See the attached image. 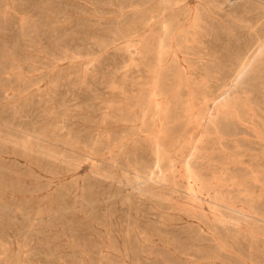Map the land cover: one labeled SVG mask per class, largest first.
Masks as SVG:
<instances>
[{"label": "rangeland", "instance_id": "1", "mask_svg": "<svg viewBox=\"0 0 264 264\" xmlns=\"http://www.w3.org/2000/svg\"><path fill=\"white\" fill-rule=\"evenodd\" d=\"M157 1L0 0V264H264V5L204 12L240 75L176 40L159 62Z\"/></svg>", "mask_w": 264, "mask_h": 264}, {"label": "bare ground", "instance_id": "2", "mask_svg": "<svg viewBox=\"0 0 264 264\" xmlns=\"http://www.w3.org/2000/svg\"><path fill=\"white\" fill-rule=\"evenodd\" d=\"M90 1V0H89ZM152 1V0H151ZM154 1V0H153ZM213 0H198L197 1V4L195 5V6H192L191 4H190V0H186V2L185 3H181V0H158L157 2H156V8H154V12L156 13V17L157 16H159L160 14H161V19H160V21H158V22H160L161 24H162V27H160V29L158 28V36H157V44L156 45H158V47L160 46V52H159V56L160 57H158V59L157 60H159V62H161V60H162V55L163 54H161V52L163 51V46H165V43H170V44H172L173 42V40H176V44H178V46L180 47V48H185V51L187 52V53H191V52H193V54L195 55L196 53H198V52H202V51H204L205 52V55L207 54V55H209V57L210 56H212V57H214L215 59H214V63L216 62V63H218V64H220V65H222V66H217L216 65V67H215V69H214V73L216 72V73H220V74H222L223 73V71L224 72H231V73H233L232 71H234V72H237L238 74H240L241 75V73H244L246 70H247V66L249 65V62L251 61H247V63H246V61H244V58H241L240 59V57H239V55L236 53V52H234V51H232V50H229V48L227 47V45H226V48H225V50H217V48L215 49V48H212L213 46H211L212 44H213V42H211L209 39H203L202 38V33H203V29H205V30H207L208 29V26H210L209 24H210V21L212 22L213 20H211V19H213V18H208V16H207V14H205L204 12H206L207 13V11H209L210 12V10L212 9V5H211V2H212ZM218 1V0H217ZM221 1V0H220ZM223 1V0H222ZM221 1V2H222ZM37 2V1H36ZM147 2V1H146ZM146 2H144V5H145V3ZM225 2V1H224ZM223 2V3H224ZM226 2H227V0H226ZM245 3H246V1H244ZM239 3V2H238ZM244 3V4H245ZM248 6L246 7V8H244L243 9V7H242V9H243V11H245L246 12V16H249L248 18H251V16L249 15V14H251L252 15V13L253 14H255V13H257V14H260V10H258V7L260 6V4H262V5H264V0H248ZM141 4H143V3H141ZM218 4H220V3H218ZM218 4H215V5H218ZM222 4V3H221ZM230 4V3H229ZM240 5V4H239ZM243 5V4H242ZM146 6V5H145ZM219 6H221V5H218V7ZM139 7V6H138ZM261 7H264V6H261ZM147 8V7H146ZM153 8H151V9H153ZM237 8V7H236ZM150 9V8H149ZM222 9V8H221ZM231 10H236V9H231ZM263 10V9H262ZM73 11V10H72ZM147 11L148 10H146V13H147ZM151 11V10H150ZM214 11V10H213ZM220 11V10H219ZM227 11V10H226ZM208 12V13H209ZM221 13H222V11H220ZM262 12V11H261ZM31 13V12H30ZM38 14V13H37ZM224 14V13H223ZM222 14V15H223ZM236 14V13H235ZM256 14V15H257ZM72 15V14H71ZM142 15V14H141ZM146 15V14H145ZM149 16V15H148ZM154 16V15H153ZM246 16H244V17H241V19H245V17ZM252 16H254V15H252ZM71 17V16H70ZM147 17V16H146ZM231 17V16H230ZM139 18H141V16H139ZM143 18V17H142ZM150 18V17H149ZM159 18V17H158ZM98 19V18H97ZM205 19H207L206 21H205ZM228 19V18H227ZM233 19V18H232ZM143 20H144V18H143ZM83 21V20H82ZM140 21H142V20H140ZM157 21V20H156ZM205 21V22H204ZM218 21V20H217ZM220 21V20H219ZM222 21V20H221ZM232 21V20H231ZM262 21V20H261ZM153 22V21H152ZM209 23V24H208ZM223 23V22H222ZM235 23V22H234ZM238 23V22H237ZM254 23V22H253ZM155 24V23H154ZM225 24V23H224ZM151 25V24H150ZM156 25V24H155ZM226 25V24H225ZM230 26H231V24H229ZM143 26V25H142ZM229 26V28H231ZM158 26H155V28H157ZM141 28V27H140ZM154 28V29H155ZM210 28V27H209ZM143 29V28H142ZM147 29V28H146ZM211 29V28H210ZM226 29V28H225ZM215 30V29H214ZM264 30V29H263ZM41 31V30H40ZM216 31V30H215ZM208 33V32H207ZM155 34V33H154ZM211 34H212V32H211ZM263 35H264V33H263ZM246 36V35H245ZM152 38V37H151ZM204 38H206V37H204ZM149 39V38H148ZM153 39V38H152ZM156 39V38H155ZM260 41V38H259V36H255V38H251V39H249L248 41H246V43H245V47H247L248 48V50L250 49V48H252V46H253V48L255 47L254 46V44H256L255 42L256 41ZM148 41H150V40H148ZM155 41V40H154ZM198 42L202 45V46H199V44H198ZM148 44V43H147ZM152 44V43H151ZM257 44H258V42H257ZM153 45V44H152ZM144 46V45H143ZM169 46V45H168ZM264 46V43H262L261 44V46H260V48H262ZM146 47V46H145ZM259 47V46H258ZM105 48V47H104ZM144 48V47H143ZM150 48V47H149ZM153 48H155L154 46H153ZM169 48H171L170 46H169ZM168 48V49H169ZM140 49H141V47H140ZM241 49V48H240ZM154 50V49H153ZM164 50H166V47H165V49ZM172 51H173V49H171ZM184 50V49H183ZM256 50V49H255ZM145 51V50H144ZM169 51V50H168ZM175 51V50H174ZM181 51V50H180ZM245 51V50H244ZM259 51V50H258ZM74 52V51H73ZM143 52V51H142ZM156 52V51H155ZM163 52H165V51H163ZM162 52V53H163ZM176 52V51H175ZM185 52V53H186ZM238 52V51H237ZM255 52V51H254ZM158 53V52H157ZM166 53H168V52H166ZM186 53V54H187ZM248 53V52H247ZM262 53V52H261ZM146 54V53H145ZM165 54V53H164ZM178 54V53H177ZM176 54V55H177ZM204 54V53H203ZM246 54V53H245ZM257 54V53H256ZM155 55H156V53H155ZM168 55V54H167ZM190 54H187L186 56H187V59H188V56H189ZM197 55V54H196ZM206 55V56H207ZM146 56V55H145ZM150 56V55H149ZM148 56V57H149ZM163 56H165V55H163ZM181 56V55H180ZM150 57H152V56H150ZM173 57V56H172ZM175 57V56H174ZM178 57V56H177ZM182 57V56H181ZM185 57V56H184ZM192 57V56H191ZM196 57V56H195ZM68 58V57H67ZM211 58V57H210ZM144 59V58H143ZM147 59V58H146ZM153 59V58H152ZM168 59V58H167ZM166 59V60H167ZM171 59V58H170ZM186 59V60H187ZM201 59V58H200ZM205 59V58H204ZM235 59H240V61H238L239 63H242L241 64V67L238 69V68H232L230 65V67L228 68L227 67V65H226V61L227 60H230V62H232V61H234ZM165 60V61H166ZM183 60V59H182ZM196 60H198V59H196ZM211 60V59H210ZM154 61H156V59L154 60ZM164 61V60H163ZM180 61V60H179ZM201 61V60H200ZM159 62H158V64H159ZM236 62V61H235ZM164 64H165V62H163ZM168 63V62H167ZM167 63H166V66H167ZM187 63V62H186ZM194 63V62H193ZM196 63V62H195ZM234 63V62H233ZM182 64V63H181ZM190 64H192V63H190ZM207 64V63H206ZM174 65H175V63H174ZM196 65H197V63H196ZM155 66H156V64H155ZM154 66V67H155ZM179 66H180V64H179ZM195 66V65H194ZM224 66H226L227 68H225ZM263 66V65H262ZM153 67V68H154ZM158 67V66H157ZM162 67H163V65H162ZM161 67V68H162ZM173 67V66H172ZM181 67V66H180ZM190 67H192V66H190ZM196 67V66H195ZM214 67V66H213ZM212 67V68H213ZM152 68V67H151ZM155 69V68H154ZM153 69V70H154ZM165 69V68H164ZM200 69V68H199ZM207 69V68H206ZM151 70V69H150ZM194 70V69H193ZM261 70V69H260ZM161 71V70H160ZM170 71H172V70H170ZM177 71V70H176ZM179 71V70H178ZM182 71V70H181ZM199 71V70H198ZM203 71V70H202ZM204 71H205V68H204ZM209 71V70H208ZM158 73V70L156 69V70H154V73ZM191 72H192V70H191ZM194 72H196L195 70H194ZM194 72H192V73H194ZM154 73H152V75L154 74ZM184 73V72H183ZM202 73V72H201ZM203 75L205 74V73H202ZM161 75V74H160ZM166 75V74H165ZM232 75V74H231ZM255 75V74H254ZM156 76V75H155ZM164 76V75H163ZM176 76V75H175ZM175 76H174V78H175ZM206 76V75H205ZM224 76V75H223ZM235 76H236V74H235ZM152 77H154V76H152ZM183 77V76H182ZM221 77V75L220 76H218V78L219 79H221L220 78ZM228 77V76H227ZM257 77V76H256ZM258 77H259V74H258ZM264 77V76H263ZM160 78V77H159ZM222 78H226V77H222ZM230 78H231V76H230ZM233 78H235V77H233ZM255 78V77H254ZM167 79H168V77H167ZM229 79V78H228ZM237 79V78H236ZM177 80V79H176ZM231 80V79H230ZM234 80V79H233ZM256 80V79H255ZM167 81V80H166ZM229 81V80H228ZM232 81V80H231ZM252 81V80H251ZM156 82V81H155ZM171 82V81H170ZM183 82V81H182ZM226 82V81H225ZM165 83V82H164ZM186 83V82H185ZM192 83V82H191ZM166 84V83H165ZM172 84V83H171ZM173 84H174V82H173ZM193 84V83H192ZM226 84V83H225ZM168 85V84H167ZM188 85V84H187ZM163 86V85H162ZM170 86V85H169ZM241 86V85H240ZM243 86V85H242ZM152 87H155V85L154 86H152ZM159 87V86H158ZM171 87V86H170ZM184 87V86H183ZM182 87V88H183ZM165 88V87H164ZM173 88V87H172ZM186 88V87H185ZM197 88V87H196ZM238 88V87H237ZM152 89H154V88H152ZM159 89H161V88H159ZM175 89H176V87H175ZM155 90V89H154ZM172 90V89H171ZM186 90H188V89H186ZM152 91V90H151ZM160 91V90H159ZM162 91V90H161ZM180 91H182V90H180ZM191 91V90H190ZM228 91V90H227ZM146 92H147V90H146ZM153 92H155V91H153ZM158 93V92H157ZM163 93H165L164 91H163ZM182 93V92H181ZM183 93H184V90H183ZM153 94V93H152ZM179 94V93H178ZM156 95V94H155ZM159 95H160V93H159ZM164 95V94H163ZM165 95H168V94H166L165 93ZM151 96V95H150ZM153 96V95H152ZM192 96V95H191ZM158 97V96H157ZM160 97H161V95H160ZM198 97V96H197ZM151 98V97H150ZM142 99H144V98H142ZM198 99V98H197ZM247 99V98H246ZM182 100V99H181ZM170 101V100H169ZM177 101V100H176ZM178 101H180V100H178ZM229 101V100H228ZM181 102V101H180ZM245 102H246V100H245ZM151 103V102H150ZM154 103V102H153ZM172 103V102H171ZM196 103V102H195ZM246 103H248V102H246ZM144 104V103H143ZM167 104H169V102L167 103ZM191 104V103H190ZM148 105V104H147ZM177 105H178V103H177ZM176 105V106H177ZM255 105V104H254ZM144 106V105H143ZM146 106V105H145ZM160 106V105H159ZM168 106V105H167ZM151 107V106H150ZM154 107H156V105L154 106ZM153 108V107H152ZM170 108V107H169ZM175 108V107H174ZM252 108V107H251ZM255 109H256V107H254ZM176 109V108H175ZM174 109V110H175ZM260 109V108H259ZM263 109V108H262ZM144 110H145V107H144ZM158 110V109H157ZM264 110V109H263ZM143 111V110H142ZM146 111V110H145ZM145 111H143V113L145 112ZM153 111V110H152ZM159 111V110H158ZM166 111V110H165ZM168 111H169V109H168ZM192 111V110H191ZM147 112V111H146ZM173 112V111H172ZM205 111H203L202 113H204ZM264 112V111H263ZM151 113V112H150ZM174 113V112H173ZM209 113V112H208ZM255 113V112H254ZM168 114V113H167ZM166 114V115H167ZM215 114H216V112H215ZM256 114V113H255ZM153 115H154V113H153ZM203 115H205V114H203ZM218 115V114H217ZM258 115H260L259 114V112H258ZM177 116H180V115H177ZM216 116V115H215ZM261 116V115H260ZM263 116V115H262ZM261 116V117H262ZM147 117V116H146ZM155 118H156V116H154ZM201 117V116H200ZM207 117V116H206ZM206 117L204 116V118L206 119ZM226 117V116H225ZM224 117V118H225ZM145 118V117H144ZM151 118V117H150ZM209 118V117H208ZM212 118V117H211ZM216 118V117H215ZM229 118V117H228ZM152 119V118H151ZM150 119V120H151ZM157 119V118H156ZM166 119H168V117L166 118ZM201 119H203L202 117H201ZM205 119H204V121H205ZM213 119V118H212ZM220 118H218V120H219ZM226 119V118H225ZM224 119V120H225ZM154 120V119H153ZM191 120V119H190ZM207 120V119H206ZM209 120V119H208ZM261 120H263V119H261ZM202 121V120H201ZM264 121V120H263ZM149 122H151V121H149ZM207 122V121H206ZM167 123V122H166ZM172 123V122H171ZM170 123V124H171ZM158 124V123H157ZM170 124H168V125H170ZM223 124V123H222ZM227 124V123H226ZM45 127V126H44ZM170 127V126H169ZM172 127V126H171ZM207 127V126H206ZM220 127H222V126H220ZM164 128V127H163ZM173 128H175V126L173 127ZM208 128V127H207ZM55 129V128H54ZM64 129V128H63ZM152 129V128H151ZM169 129V128H168ZM220 129H222V128H220ZM162 130H164V129H162ZM172 130V129H171ZM61 131V130H60ZM165 131V130H164ZM178 131V130H177ZM207 131V130H206ZM222 131V130H221ZM159 132V131H158ZM161 132V131H160ZM179 132V131H178ZM225 132V131H224ZM156 133V132H155ZM162 133V132H161ZM175 133H176V131H175ZM205 133V132H204ZM223 133V132H222ZM226 133H228V132H226ZM72 134H73V131H72ZM183 134V133H182ZM182 134H181V136H182ZM210 134V133H209ZM215 134H217V133H215ZM30 135H32V140H33V142L31 143L29 140H28V142L33 146V145H36L37 143H39L38 141H37V143H36V140H38V139H40L41 137L40 136H38L37 134H35V131H32L31 133H30ZM29 135V136H30ZM159 135V134H158ZM205 135V134H204ZM210 135H212V133L210 134ZM148 136V135H147ZM174 136V135H173ZM176 136H179V135H176ZM196 136H198V135H196ZM202 136V135H201ZM200 136V137H201ZM221 136V135H220ZM28 137V136H27ZM93 137V136H92ZM157 137V136H156ZM163 137V136H162ZM166 137V136H165ZM147 138H149V137H147ZM199 138V137H198ZM207 138V137H206ZM211 138V137H210ZM43 139V138H42ZM41 139V140H42ZM69 139L70 140H74L75 142H77L76 144H78V143H80V142H85L84 140H82V138L79 136V135H72V136H69ZM162 139V138H161ZM164 139V138H163ZM177 139H179V138H177ZM57 140V139H56ZM112 140V139H111ZM174 140V139H173ZM173 140H171V141H173ZM181 140V139H180ZM16 141V140H15ZM44 141H48V140H45L44 139ZM151 141V140H150ZM153 141H155V140H153ZM156 141H158V140H156ZM160 141V140H159ZM158 141V142H159ZM162 141V140H161ZM161 141H160V143H161ZM202 141V140H201ZM205 141V140H204ZM19 142V141H18ZM94 142V141H93ZM174 142V141H173ZM25 143V142H24ZM51 143V142H50ZM55 143V142H54ZM74 143V142H73ZM95 143V142H94ZM93 143V144H94ZM151 143H153V142H151ZM207 143H208V141H207ZM158 144V143H157ZM55 145V144H54ZM56 145H57V143H56ZM78 145H80V144H78ZM86 145L87 146H89L87 143H86ZM98 145H100V144H98ZM154 145V144H153ZM160 144H158V146H159ZM172 145V144H171ZM196 145V144H195ZM205 145V144H204ZM30 146V145H29ZM32 146H31V149H35V148H32ZM76 146V145H75ZM91 146V145H90ZM89 146V147H90ZM149 146H150V143H149ZM162 146V145H161ZM170 146V145H169ZM156 147V146H155ZM193 147V146H192ZM201 147V146H200ZM204 147V146H203ZM80 148H81V146H80ZM88 148V147H87ZM164 148V147H163ZM194 148V147H193ZM198 148V147H197ZM92 149V148H91ZM171 149H173V148H171ZM189 149H190V147H189ZM198 149H200L201 150V148H198ZM39 150V149H38ZM86 150H89V149H86ZM170 150V149H169ZM169 150L167 149V151H168V154H169ZM191 150V149H190ZM29 151V150H28ZM97 151V150H96ZM95 151V152H96ZM98 151H99V149H98ZM101 151V150H100ZM196 151V150H195ZM194 151V152H195ZM52 152V151H51ZM94 152V153H95ZM154 152V151H153ZM161 152V151H160ZM159 152V153H160ZM163 152V151H162ZM166 152V151H165ZM192 153V152H191ZM198 153V152H197ZM97 154H98V152H97ZM154 154V153H153ZM167 154V153H166ZM165 154V155H166ZM185 155V154H184ZM192 155V154H191ZM198 155H200V153L198 154ZM41 156V155H40ZM162 156V155H161ZM160 156V157H161ZM173 156V155H172ZM194 156H195V154H194ZM201 156V155H200ZM159 157V156H158ZM186 157V156H185ZM202 157H203V155H202ZM26 158V157H25ZM168 158V157H167ZM189 158V157H188ZM193 158V157H192ZM196 158H198L197 156H196ZM27 159V158H26ZM165 159H166V157H165ZM170 159V158H169ZM185 159V158H184ZM34 160H35V158H34ZM164 160V159H163ZM162 160V161H163ZM196 160V159H195ZM198 160V159H197ZM56 161V160H55ZM62 161V160H61ZM104 161H105V159H104ZM157 161H158V159H157ZM191 161V160H190ZM165 162V161H164ZM175 162V161H174ZM173 162V163H174ZM159 163V162H158ZM163 163V162H162ZM166 163H167V167H169L168 166V162L166 161ZM189 163V162H188ZM193 163V162H192ZM200 162L198 161V164H199ZM195 164V163H194ZM198 164H196V165H198ZM171 165V164H170ZM176 165V164H175ZM135 166H137V165H135ZM172 166V165H171ZM184 166H186V165H184ZM191 166H193V165H191ZM164 166L162 165V168H163ZM173 167V166H172ZM198 167V166H197ZM125 168V167H124ZM160 167H158L157 169H159ZM161 168V169H162ZM170 168V167H169ZM175 168V167H174ZM173 168V170H175ZM191 168V167H190ZM194 168V167H193ZM193 168L191 169V170H193ZM196 168V167H195ZM155 169V168H154ZM177 169V168H176ZM186 169H188V168H186ZM134 170V169H133ZM164 170V169H163ZM166 170V169H165ZM107 171V170H106ZM126 171V170H125ZM136 172H139V171H137V170H135ZM149 171V170H148ZM168 171V170H167ZM169 171H170V169H169ZM154 172V171H153ZM156 172L158 173V171L156 170ZM161 172V171H160ZM164 172V171H163ZM174 172V171H173ZM190 172V171H189ZM195 172V171H194ZM134 173V172H133ZM144 173V172H143ZM151 173V172H150ZM155 173V172H154ZM168 173V172H167ZM126 174H128V172L126 173ZM148 174V173H147ZM172 174V173H171ZM128 175H130V174H128ZM151 175H153V174H151ZM162 175V174H161ZM163 176H165L164 174H163ZM168 176V175H167ZM171 176V175H170ZM137 177H139V174H137ZM157 176H155V178H156ZM169 177V176H168ZM199 178V177H198ZM149 179V178H148ZM163 178H161V180H162ZM169 179V178H168ZM144 180V179H143ZM142 180V181H143ZM156 180H157V178H156ZM160 180V181H161ZM165 180V179H164ZM174 180V179H173ZM197 180H199V179H197ZM196 180V181H197ZM203 180V179H202ZM201 180V181H202ZM221 180V179H220ZM141 181V180H140ZM139 182V181H138ZM145 182V181H144ZM154 182V181H153ZM203 183H204V181H202ZM241 182V181H240ZM243 182V181H242ZM156 183H159V182H156ZM162 183H163V181H162ZM208 183V182H207ZM159 184H161V182L159 183ZM151 185H152V183H151ZM156 184L154 183V185L153 186H155ZM221 185V184H220ZM146 186H149V185H146ZM158 186V185H157ZM150 187V186H149ZM128 188V187H127ZM142 189V188H141ZM120 190V189H119ZM143 190V189H142ZM145 190H151V189H144V191ZM139 192V191H138ZM149 192V191H148ZM122 193V192H121ZM142 193V192H141ZM154 193V192H153ZM152 193V194H153ZM221 193V192H220ZM240 193V192H239ZM143 194V193H142ZM145 194V193H144ZM149 194V193H148ZM155 194V193H154ZM209 194V193H208ZM139 195V194H138ZM146 195V194H145ZM115 196V195H114ZM162 197V196H161ZM222 198V197H221ZM235 198V197H234ZM134 200V199H133ZM132 200V201H133ZM228 200V199H227ZM226 201V200H225ZM228 201H230V199L228 200ZM233 201V200H232ZM118 202V201H117ZM216 202V201H215ZM244 202V201H243ZM213 203V202H212ZM225 203V202H224ZM134 204V203H133ZM220 204V203H219ZM225 204H227V203H225ZM234 204V203H233ZM248 204V203H247ZM146 205V204H145ZM221 205V204H220ZM235 205V204H234ZM233 205V206H234ZM245 205H246V203H245ZM134 206H135V204H134ZM147 206V205H146ZM224 207H225V205H224ZM235 207V206H234ZM233 207V208H234ZM240 207V206H239ZM249 208H250V206H248ZM228 208V207H227ZM242 208V207H241ZM230 209V208H229ZM247 209V208H246ZM248 210H250V209H248ZM247 210V211H248ZM254 210V209H253ZM138 211V210H137ZM232 211V210H231ZM238 211H240V210H238ZM132 212V211H131ZM225 212H227L226 210H225ZM255 212V211H254ZM260 212H262V211H260ZM228 213V212H227ZM252 213H253V211H252ZM148 214V213H147ZM229 214V213H228ZM232 214V213H231ZM234 214V213H233ZM239 214V213H238ZM240 214H242V213H240ZM254 214H256V213H254ZM257 214H258V212H257ZM260 214V213H259ZM223 215H225V213L223 214ZM235 215V214H234ZM244 215V214H243ZM262 215V214H261ZM111 216V215H110ZM205 216V215H204ZM228 216V215H227ZM247 216V215H246ZM255 216V215H254ZM257 216V215H256ZM255 216V217H256ZM136 217V216H135ZM201 217V216H200ZM215 217H218V216H215ZM219 217H221V216H219ZM219 217H218V219H219ZM232 217V216H231ZM209 218V217H208ZM252 218V217H251ZM130 219H131V217H130ZM207 219V218H206ZM222 219V218H221ZM234 219V218H233ZM249 219V218H248ZM262 219H263V217H262ZM261 219V220H262ZM116 220V219H115ZM208 220V219H207ZM237 220H239V219H237ZM250 220V219H249ZM205 222H207V221H205ZM229 222V221H228ZM250 222V221H249ZM264 222V221H263ZM237 223V222H236ZM255 223V222H254ZM210 224V223H209ZM221 224L223 225V223L221 222ZM225 224V223H224ZM241 224V223H240ZM257 224V223H256ZM259 224V223H258ZM128 225V224H127ZM230 225V224H229ZM236 225V224H235ZM260 225V224H259ZM212 226V225H211ZM225 226H226V224H225ZM237 226H239V225H237ZM192 227V226H191ZM218 226H216V228H217ZM175 228V227H174ZM163 230V229H162ZM168 230V229H167ZM145 232V231H144ZM186 232V231H185ZM243 232V231H242ZM250 233H252L251 231H250ZM249 233V234H250ZM128 234V233H127ZM171 234V233H170ZM247 234V233H246ZM183 236V235H182ZM256 236V235H255ZM145 237V236H144ZM262 237V236H261ZM264 238V237H263ZM256 239V238H255ZM257 239H259V238H257ZM195 240V239H194ZM185 247V246H184ZM186 248H187V246H186ZM192 249V248H191ZM190 249V250H191ZM146 251V250H145ZM199 252V251H198ZM173 253V252H172ZM158 257V256H157ZM191 257V256H190ZM162 261V260H161Z\"/></svg>", "mask_w": 264, "mask_h": 264}]
</instances>
